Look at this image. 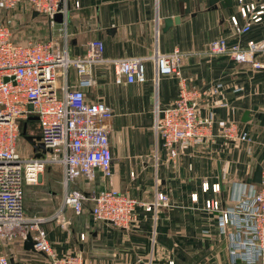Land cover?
<instances>
[{
  "label": "crops",
  "instance_id": "obj_1",
  "mask_svg": "<svg viewBox=\"0 0 264 264\" xmlns=\"http://www.w3.org/2000/svg\"><path fill=\"white\" fill-rule=\"evenodd\" d=\"M65 1L67 15L60 20L55 17L54 26L47 15L26 6L31 9L32 32L38 35L35 41L66 47L70 56L77 57L87 53L89 41L101 39L106 58L147 59L144 83L119 84L112 66H93L96 83L84 91L89 101H102L112 108L113 116L106 121L112 175L98 171L93 180L80 177L71 188L86 195L115 188L141 203L130 228L94 219L90 200L84 201L78 213L64 206L62 166L49 164L39 183L25 185L26 216L44 219L40 226L57 255H80L84 264H232L228 236L220 232L218 213L208 210L205 201L214 198L224 208L234 207L232 196L240 183L260 184L249 182L258 165L263 167L264 179V69L238 63L227 54L210 55L208 47L221 37L230 45L239 42L242 46L250 39H263L264 18L248 33L238 35L230 17L238 14L239 0L228 7L221 1L190 0L189 13L184 0ZM244 2L264 4V0ZM178 16L180 22L166 28L165 19ZM240 21L245 23L243 18ZM5 24L13 30L12 24ZM40 30L46 32L42 35ZM175 49L185 54L181 70L188 89L209 91L218 83L223 88L200 110L203 116L215 115L204 141L177 145L178 154L172 157L154 129L155 109L157 104L166 108L178 98L180 82L174 75L156 79L155 62L148 58ZM77 83V72L71 68L68 84ZM58 85H64L63 78ZM246 111L250 119L244 121ZM230 123L250 140L225 136L224 127ZM39 153L33 148L32 155ZM206 181L211 189L205 192ZM216 183L221 185L220 192L213 189ZM157 191L169 195V205L146 210L142 203L155 198ZM26 241L19 235L3 241L0 253L13 264H52L46 253L27 249Z\"/></svg>",
  "mask_w": 264,
  "mask_h": 264
},
{
  "label": "built area",
  "instance_id": "obj_2",
  "mask_svg": "<svg viewBox=\"0 0 264 264\" xmlns=\"http://www.w3.org/2000/svg\"><path fill=\"white\" fill-rule=\"evenodd\" d=\"M239 1L238 14L232 15L230 21L235 34L243 35L263 21L264 4ZM23 3L47 15L53 26L57 14L65 17L68 12L65 0H0V9H16ZM240 18L245 20L244 24ZM87 48L85 55L72 57L66 47L53 48L51 42L22 40L9 25L0 21V240L7 241L18 235L26 239L36 232L34 248L46 253L52 264L84 262L80 255H57L40 226L44 219L26 216L25 185L38 183L47 165L62 166L64 206H72L78 213L84 201L90 200L94 219L130 228L137 219L136 207L141 203L115 188L90 195L71 188L80 177L93 180L98 171L106 177L112 175L113 152L110 127L106 124L113 116L112 108L102 101H89L84 91L96 83L93 66H112L115 82L119 84L147 80L146 58H106L101 39L89 41ZM208 53L227 54L238 63L264 69V38L250 39L245 46L239 42L230 45L227 38H217L209 43ZM150 58L155 62L156 79L160 75L179 78L178 98L166 108L157 104L154 125L163 145L176 157L177 145L201 143L212 129L214 113L203 116L200 110L208 98L221 92L223 84L218 83L209 91L188 89L181 70L185 54L179 49L167 54L157 52ZM71 68L78 75L76 85L68 84ZM60 78L64 79L62 86L58 85ZM31 114L38 116L40 137L45 145L40 150L41 156H25L18 148L23 121ZM224 134L230 139L250 140L247 134H238L234 123L224 127ZM202 187L205 192L211 189L208 181ZM238 187L232 196L234 207L224 208L214 198H207L205 206L218 213L220 232L228 236L231 263L261 264L264 261V179L258 186L240 183ZM213 189L220 192V183L214 184ZM192 198L197 201L198 195ZM169 202L167 193L157 191L155 198L142 204L148 211H157ZM0 264L13 263L0 253Z\"/></svg>",
  "mask_w": 264,
  "mask_h": 264
},
{
  "label": "rangeland",
  "instance_id": "obj_3",
  "mask_svg": "<svg viewBox=\"0 0 264 264\" xmlns=\"http://www.w3.org/2000/svg\"><path fill=\"white\" fill-rule=\"evenodd\" d=\"M26 6L27 5H19L16 9H10V10L0 9V20L5 23L12 24L13 32L18 38L22 40H34L35 38L38 37V35L32 32L33 22L31 19L32 17L31 9H28V7ZM40 32L43 35V33L46 32V30H40ZM33 116H37V115L31 114L28 119L23 121L21 135L18 141V148L25 156L32 155L34 146L22 134L24 124L27 123V135L36 137V136H40L41 133L39 121L38 119H32L31 117ZM46 169L47 166L45 167L44 170ZM1 242L3 241L0 240V244Z\"/></svg>",
  "mask_w": 264,
  "mask_h": 264
},
{
  "label": "water",
  "instance_id": "obj_4",
  "mask_svg": "<svg viewBox=\"0 0 264 264\" xmlns=\"http://www.w3.org/2000/svg\"><path fill=\"white\" fill-rule=\"evenodd\" d=\"M186 2V9H185V12L186 13H189L190 12V0H184ZM218 1H221L222 4L224 5V7H228V6H231L232 5V1L233 0H212V3H216ZM62 18V15L61 14H57L56 15V19H61ZM181 20V17L178 16V17H174V18H167L165 19V25H166V28H169L170 26L173 25L174 22H180ZM6 80H8V78H6ZM30 110H33V106L30 105ZM32 119H38L37 116H33L31 117ZM250 117H249V111H246L245 114H244V117H243V120L244 121H247L249 120ZM24 137L30 142L33 144L34 146V149L35 151L37 150H41V149H45V145L44 143L41 141V137L40 136H30V135H27V123L24 124V127H23V133ZM42 153H39L38 156H41ZM249 182H254V183H262L263 182V167L261 165H258L257 166V169L254 173V176L249 179ZM34 247V242H33V238H32V235L29 234L27 236V241H26V248L27 249H31ZM12 261V260H11ZM13 262V261H12Z\"/></svg>",
  "mask_w": 264,
  "mask_h": 264
}]
</instances>
